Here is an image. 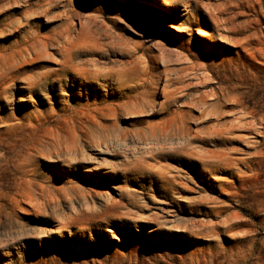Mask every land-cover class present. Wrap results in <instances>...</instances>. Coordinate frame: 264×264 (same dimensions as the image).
<instances>
[{
    "label": "rangeland",
    "instance_id": "rangeland-1",
    "mask_svg": "<svg viewBox=\"0 0 264 264\" xmlns=\"http://www.w3.org/2000/svg\"><path fill=\"white\" fill-rule=\"evenodd\" d=\"M0 264H264V0H0Z\"/></svg>",
    "mask_w": 264,
    "mask_h": 264
},
{
    "label": "bare ground",
    "instance_id": "bare-ground-1",
    "mask_svg": "<svg viewBox=\"0 0 264 264\" xmlns=\"http://www.w3.org/2000/svg\"><path fill=\"white\" fill-rule=\"evenodd\" d=\"M201 34H203V32H201ZM151 152H153V150L151 151ZM150 152H148V149H145V152H144V154L146 155V154H149ZM135 154V153H134ZM153 157V159L155 160L156 159V157L155 156H152ZM158 163V162H157ZM180 185H182V187L183 186H185V183H183V182H181V184ZM175 189H173V191H174ZM177 231H187V226H182V227H180V228H177Z\"/></svg>",
    "mask_w": 264,
    "mask_h": 264
},
{
    "label": "water",
    "instance_id": "water-1",
    "mask_svg": "<svg viewBox=\"0 0 264 264\" xmlns=\"http://www.w3.org/2000/svg\"><path fill=\"white\" fill-rule=\"evenodd\" d=\"M190 225H192V226H200L202 224H201V221H195V223H190Z\"/></svg>",
    "mask_w": 264,
    "mask_h": 264
}]
</instances>
